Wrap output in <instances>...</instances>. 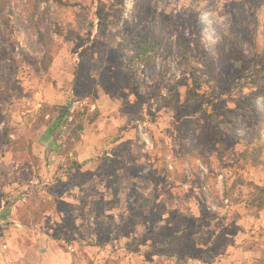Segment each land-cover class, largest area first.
Returning a JSON list of instances; mask_svg holds the SVG:
<instances>
[{
    "label": "rangeland",
    "instance_id": "obj_1",
    "mask_svg": "<svg viewBox=\"0 0 264 264\" xmlns=\"http://www.w3.org/2000/svg\"><path fill=\"white\" fill-rule=\"evenodd\" d=\"M6 128L0 264H264V0H0Z\"/></svg>",
    "mask_w": 264,
    "mask_h": 264
},
{
    "label": "trees",
    "instance_id": "obj_2",
    "mask_svg": "<svg viewBox=\"0 0 264 264\" xmlns=\"http://www.w3.org/2000/svg\"><path fill=\"white\" fill-rule=\"evenodd\" d=\"M232 37L235 38V32L231 33ZM49 52H52V48H48ZM140 56L142 57L143 61L145 63H150L151 62V56L156 52V48L153 46L152 43L145 44L139 48ZM53 56L49 57V60H52ZM84 129L83 124H78L76 130L82 131ZM73 134L75 136L76 141H79V137L75 134V130L73 131ZM11 144V140L9 139V131L6 128L3 134V139L1 141V146H0V152L4 153L7 151L8 147ZM73 168H80V166L76 163L71 164ZM72 169H69L68 173H71ZM259 190V195L256 197L255 204L258 207H263L264 206V191L262 188H258Z\"/></svg>",
    "mask_w": 264,
    "mask_h": 264
},
{
    "label": "crops",
    "instance_id": "obj_3",
    "mask_svg": "<svg viewBox=\"0 0 264 264\" xmlns=\"http://www.w3.org/2000/svg\"><path fill=\"white\" fill-rule=\"evenodd\" d=\"M99 88L101 89V91L100 90L98 91L99 92V96H98V99H97V103L99 105L100 112L104 113V110H102V108L105 107V106H103V100L106 99L105 97L108 95V91L106 89L104 90L102 88V86H99ZM52 99L53 100L49 101L48 103H51V104L55 103V98L53 97ZM100 135H105V133L101 132ZM80 157H82V155H80ZM0 216H2V214H0Z\"/></svg>",
    "mask_w": 264,
    "mask_h": 264
},
{
    "label": "built area",
    "instance_id": "obj_4",
    "mask_svg": "<svg viewBox=\"0 0 264 264\" xmlns=\"http://www.w3.org/2000/svg\"><path fill=\"white\" fill-rule=\"evenodd\" d=\"M22 200L25 201V198H23Z\"/></svg>",
    "mask_w": 264,
    "mask_h": 264
}]
</instances>
